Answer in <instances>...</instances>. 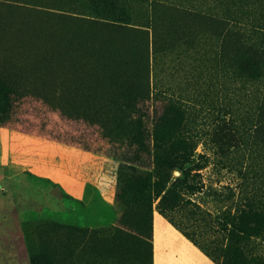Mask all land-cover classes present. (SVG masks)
I'll use <instances>...</instances> for the list:
<instances>
[{"label": "rangeland", "instance_id": "obj_1", "mask_svg": "<svg viewBox=\"0 0 264 264\" xmlns=\"http://www.w3.org/2000/svg\"><path fill=\"white\" fill-rule=\"evenodd\" d=\"M248 207L264 0H0V264H244Z\"/></svg>", "mask_w": 264, "mask_h": 264}, {"label": "trees", "instance_id": "obj_2", "mask_svg": "<svg viewBox=\"0 0 264 264\" xmlns=\"http://www.w3.org/2000/svg\"><path fill=\"white\" fill-rule=\"evenodd\" d=\"M210 20L212 21V19ZM83 40L87 39H81V41ZM66 65L68 68L71 67V65ZM144 130L148 132L147 127H144ZM238 220L239 223L236 227V240L232 248L235 257L238 260L242 261L244 264H264V258L253 253L249 254L247 251V248L249 246H246L248 243H251L250 238L252 236H258V233H260V231L263 232L262 229L264 228V210H259L255 207H248L247 209L240 211V214H238Z\"/></svg>", "mask_w": 264, "mask_h": 264}]
</instances>
